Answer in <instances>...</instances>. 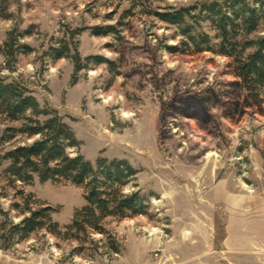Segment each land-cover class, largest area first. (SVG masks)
<instances>
[{"label":"rangeland","instance_id":"1","mask_svg":"<svg viewBox=\"0 0 264 264\" xmlns=\"http://www.w3.org/2000/svg\"><path fill=\"white\" fill-rule=\"evenodd\" d=\"M227 1L0 0V47L11 38L24 47L14 62L0 54V76L63 118L80 142L71 156L126 161L137 175L124 193L148 202L146 216L106 219L105 235L67 239L84 191L36 176L13 182L2 163L0 264H264V116L230 60L195 53L183 28L155 16L186 10L189 34L217 43L202 5ZM258 37L264 21L246 40ZM53 49L68 52L55 60ZM33 140L17 136L0 154ZM42 208L60 236L47 226L11 235L28 209Z\"/></svg>","mask_w":264,"mask_h":264},{"label":"trees","instance_id":"2","mask_svg":"<svg viewBox=\"0 0 264 264\" xmlns=\"http://www.w3.org/2000/svg\"><path fill=\"white\" fill-rule=\"evenodd\" d=\"M201 12L208 16L217 43L205 33L189 34V27L185 25L186 10L155 16L165 24L183 28L181 34L193 45L195 53L210 52L230 60L238 87L264 116L261 109L264 104L261 98L264 89V37L246 40L258 31L264 21V1L256 0L250 4L244 0H229L208 6L203 4ZM92 32L99 37L114 30L111 27L95 28ZM16 41V38H11L4 48L0 47V54L9 62H14L16 53L24 48L18 47ZM167 50L177 52L176 47ZM67 52L66 49H53L52 57L60 60ZM87 61L102 62L97 58ZM74 68L76 72L83 68L79 57L74 58ZM3 123L19 124L20 127L3 128ZM17 136H23L27 141L34 140L0 154V165L9 164L5 173L13 182L27 184L36 176L40 183L66 182L84 191L85 206L75 213L65 238L75 239L88 232L105 235L103 222L108 218L124 220L146 216L147 198L138 191L124 193V188L135 180L136 170L124 160L99 158L90 163L79 154L71 156L70 150H77L80 142L63 118L54 110L42 109L35 97L19 83L7 82L0 76V147L14 141ZM52 211L49 208L28 209V217L11 227V235L26 237L47 226L52 235L60 236L59 225L52 223L49 215Z\"/></svg>","mask_w":264,"mask_h":264}]
</instances>
